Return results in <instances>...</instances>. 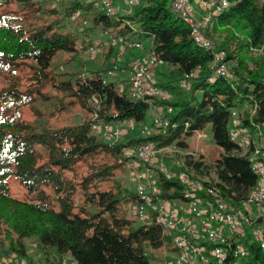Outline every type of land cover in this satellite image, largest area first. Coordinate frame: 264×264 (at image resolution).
<instances>
[{"label":"trees","instance_id":"16d2710c","mask_svg":"<svg viewBox=\"0 0 264 264\" xmlns=\"http://www.w3.org/2000/svg\"><path fill=\"white\" fill-rule=\"evenodd\" d=\"M229 1L204 26L212 44L204 47L196 43L192 27L173 8V0H140L131 10L111 15L101 0H71L64 11L53 0H0V77L7 81L0 87V241L4 253L28 256L31 264H46L50 256L58 264L65 255L81 264H151L152 258H158L154 252L171 247L172 238L162 225L141 223L128 214L138 195L116 176V170L131 159L123 148L154 143L186 149L189 139L208 127L213 137L208 154L198 158L185 154L180 164L211 176L228 201L243 207L258 184V174L249 150L230 139L229 128L232 111L237 109L242 126L259 133L264 145V55L253 56L264 50V1ZM90 15L92 29L100 27L126 40L149 41L150 53L165 61L155 72L163 74L159 71L163 67L169 70L164 80H158L155 73L165 99L131 96L129 80L124 85L113 77L104 81L114 59V44L107 37L110 47L103 68L76 77L68 73L72 75L68 78L57 72L60 54L70 55L68 63L93 46L89 32L81 38L64 21ZM222 50L229 69L226 75L217 74L214 66L215 54ZM117 65V70L122 68ZM188 73H193L190 86L183 88L181 80ZM47 87L56 93L45 92ZM53 97L58 102L50 115L80 105L86 112L83 120L62 126L48 120L38 127L35 119L24 117L26 108L43 117L37 104ZM168 105L173 106L172 113L166 111ZM155 107L163 109L170 125L152 126L142 135V125L150 123L148 116ZM126 120L135 122L136 128L119 140H106L92 129L95 122ZM81 164L90 170L76 182L70 174ZM156 170L163 195L181 196L183 186L178 179H167ZM11 175L34 197H15L8 182ZM105 181L113 184L103 188ZM78 193L82 202L77 201ZM31 242L36 252L29 255ZM251 251L256 264H264V252L257 244L251 245Z\"/></svg>","mask_w":264,"mask_h":264},{"label":"built area","instance_id":"2783aa9c","mask_svg":"<svg viewBox=\"0 0 264 264\" xmlns=\"http://www.w3.org/2000/svg\"><path fill=\"white\" fill-rule=\"evenodd\" d=\"M140 0H101V5L108 15L129 11ZM264 1V0H263ZM230 5L229 0H173V8L183 20L192 27L197 44L211 47V40L204 34V26L210 21L211 15L218 14ZM114 45L121 44L135 49H142L143 42L126 40L122 36L104 32ZM92 46L90 50H94ZM224 50L215 54L214 66L216 73H229L225 62ZM112 68L108 69L107 82L116 75L117 63L112 60ZM165 65V61L153 53L138 58L132 63L129 76V94L133 97L155 95L163 99L166 93L155 83V70ZM193 73L185 74L181 86L188 88ZM168 113L174 111L173 106L166 107ZM162 112L163 109H162ZM160 112L152 116L149 124L142 125L141 134H148L152 126L168 127L170 120ZM136 128L135 122L126 120L117 124L95 122L93 132L106 140L119 139L123 133ZM251 131L242 126L240 111L234 109L230 120V139L249 150L252 168L258 174V184L247 196L243 207H237L228 201L213 180L194 170L178 167L167 169L159 163L160 154L167 149L179 148L176 144L157 146L154 143L128 145L123 154L137 160V166L143 168L136 173V191L138 202L131 206L134 215L141 223L162 225L172 238L170 253L164 256L161 264H256L253 259L251 245L257 244L264 252V145L251 135ZM259 136L260 134L257 133ZM198 132V136H202ZM254 143L251 148L250 144ZM167 179L177 178L182 184V195L167 197L158 184V172ZM34 248V243L30 244ZM33 251H28L31 255ZM34 254V253H33ZM252 256V261L245 263L244 258ZM37 255L35 254L34 258ZM46 264L52 263L53 257ZM0 264H31L28 256L17 252L5 253ZM40 264V263H36ZM58 264H81L72 255H65Z\"/></svg>","mask_w":264,"mask_h":264},{"label":"rangeland","instance_id":"374dc122","mask_svg":"<svg viewBox=\"0 0 264 264\" xmlns=\"http://www.w3.org/2000/svg\"><path fill=\"white\" fill-rule=\"evenodd\" d=\"M70 2L71 0H53V5L58 6L61 11H64V8L68 6ZM15 7L16 5H12L11 8H15ZM64 22L67 23L66 26L67 29L77 31L78 34L81 35V38H84L82 35L83 33L89 32L87 38L90 37L93 40V46H95V49L93 51L87 50L83 52L81 55L78 56L77 60L69 61L68 63H66V61L70 60V55H68L67 53L60 54L56 58V62H55L57 72L63 78H68L72 76L68 73L74 74L73 76L76 77L79 76L80 74L84 75L83 73L84 72L86 73L89 70L103 68L105 56L109 50L110 43L108 42L104 31L100 27L92 29L93 27L92 15L87 17V19L74 16L73 18H70L68 20L66 19ZM143 45L144 48L142 49H135L129 46H124L119 44L113 45L114 51L112 57L120 66H122L121 69L116 71V75L113 77L114 80H117V82L121 83L122 85L128 83L129 76L133 70L132 63L136 62L138 58L148 55L150 53L149 41H146L145 43H143ZM248 55L250 56V54ZM263 55H264V50H257L255 51L253 56L257 58ZM230 65H232V63H230ZM159 71H162L163 74L161 73L158 74L157 72H155L158 80H164L166 79V77L169 78L168 69L163 67L160 68ZM22 73L24 74V72ZM24 82L25 85H27L28 80L26 75L24 76ZM6 83L7 81L3 77H0V87L4 86ZM176 84H180L179 80L176 82ZM44 91L49 92L51 94L56 93V91H54L51 87H47L46 89H44ZM57 102L58 100L55 97H53L49 101H39L37 106L43 110L44 113L43 117H36V115L30 110V108L25 109L24 117L29 120L35 119V124L38 127H40L43 126L48 120L50 124L53 126L73 124L82 121L84 115H86L85 110L82 109L80 105H72V106L70 105L67 110L61 111L55 115H50L49 112H51L53 108H55L54 105ZM160 112H162V110H158L156 107L153 108L148 116L149 120H151L153 115L158 114ZM162 113L164 114V112ZM201 133L203 134L202 136L199 137L198 133H196L189 139V144H190L189 148L167 149L165 152H162L159 157L160 158L159 163L164 164L165 167L169 170L170 169L175 170L178 167V164L182 163L183 156L185 154L192 153L197 158L202 153L206 154L208 152L209 147L213 145V137H212L211 129L208 127L206 130H204ZM251 135L252 137L254 136L257 139V141L261 140L257 133L253 132ZM109 161H112V159H109ZM138 163L139 162L137 160L129 159L128 161H126L123 167H120L116 170V176L119 177L131 191H136V173L143 168V166H140V164L139 166H137ZM89 170L90 169L87 165L81 164L80 167L78 168V171L71 173L70 176L76 182H78V180H81L82 176H84L87 172H89ZM201 175L205 177H209L208 175H204V174ZM8 182L10 185V191L15 197L21 199H28L34 197V194L28 192L26 187H24V185L19 181V179L16 176L14 175L9 176ZM112 184H113L112 181H105L101 183V186L103 188H107ZM47 190L50 191L49 189ZM79 193L81 194V191H79ZM79 193L76 195L77 201L82 202V198ZM129 207L128 208L130 212L128 214L130 215V217L135 218L136 216L134 215V209L131 208V205H129ZM3 249L5 248L2 242L0 241V260H2V258L5 255ZM29 249L30 251H33V253L36 252L35 248L33 250V248L29 246L28 251ZM168 251H169V247H164L160 251L154 252V254L158 255V258L156 259L152 258L151 264H161L163 262L164 256L167 253H170ZM243 261L245 263L252 261V256H248L244 258Z\"/></svg>","mask_w":264,"mask_h":264}]
</instances>
